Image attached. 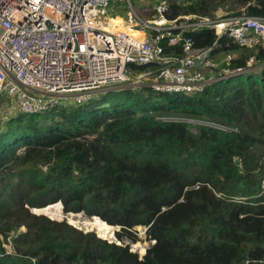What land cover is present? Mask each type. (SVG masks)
<instances>
[{
	"label": "trees",
	"instance_id": "16d2710c",
	"mask_svg": "<svg viewBox=\"0 0 264 264\" xmlns=\"http://www.w3.org/2000/svg\"><path fill=\"white\" fill-rule=\"evenodd\" d=\"M225 4L264 19V0H169L165 14L213 19ZM188 35L194 48L215 39ZM217 43L234 75L200 93L111 87L0 129V264H264V44ZM56 203L118 226L120 243L32 212ZM139 226L152 241L141 257Z\"/></svg>",
	"mask_w": 264,
	"mask_h": 264
},
{
	"label": "built area",
	"instance_id": "2783aa9c",
	"mask_svg": "<svg viewBox=\"0 0 264 264\" xmlns=\"http://www.w3.org/2000/svg\"><path fill=\"white\" fill-rule=\"evenodd\" d=\"M168 1L156 0L153 15L143 19L131 0H0V97L12 103L13 115H40L111 87L200 93L234 75L230 55L225 71H212V54L223 35L242 48L264 44V19L188 14L170 20ZM202 29L215 39L194 48L188 33ZM164 39L182 55L167 52ZM129 65L145 69L132 74Z\"/></svg>",
	"mask_w": 264,
	"mask_h": 264
},
{
	"label": "rangeland",
	"instance_id": "374dc122",
	"mask_svg": "<svg viewBox=\"0 0 264 264\" xmlns=\"http://www.w3.org/2000/svg\"><path fill=\"white\" fill-rule=\"evenodd\" d=\"M155 4H156V0H131V5H132L134 11L143 19L150 18L153 15L152 9H153ZM226 9H228V5L227 4H225L223 6V8H218L214 12V18H217L218 16L222 17L224 15H228L229 11L226 10ZM227 55H230V57H232V58L234 57V53H220V52H218V53L213 55L212 60H213V63H214V67H213L212 71L216 75H217V73H220V72L226 70L227 64H228L227 60H226ZM252 63L253 62H251V64ZM83 103H85V102H81V103H77V104H73V105H79V104H83ZM5 104H8V102H5V101L0 102V129L1 128L3 129L6 126V123L9 120H11V118L14 119V117L17 114H19V113H17V114L13 115V113L16 112L14 107L9 109V110L14 109V111L12 113H6V111H4L2 109ZM70 104H71V102L69 100H65L62 105H68L69 106ZM33 212L35 214H42V215L48 217L49 219H52V220H55V221L64 220L67 224L75 227L76 229H79L82 232H93V233H95V235L98 238L105 239L108 242H115L117 244L120 243L115 238V235H114V233L119 230L118 226H110V225L106 226L103 222H101V219H99L98 217H85L81 213L70 214V216H67V218L69 217L71 221L70 220H65V219H63L62 208H61V205L59 203L49 205L48 207L46 206L44 208L35 209ZM73 217L79 218L80 220L81 219L82 220L87 219L90 222H93L94 219H97V220H99L101 222V224H103L105 226L106 232H105L104 235H99V233L96 230L90 229L88 227H84V226L80 225V223H77L74 219H72ZM93 223H95L97 225L99 224L97 222H93ZM22 230H24V229H22ZM135 231H136V234H137V237H138L139 240L136 243H130V250L132 252H136L138 254V256L141 257L145 253L146 249L151 246L152 241L148 240L145 237L144 228H142L141 226L137 227L135 229ZM4 247L9 253L12 252V245H11V242L9 240H7V242H4Z\"/></svg>",
	"mask_w": 264,
	"mask_h": 264
},
{
	"label": "bare ground",
	"instance_id": "6f19581e",
	"mask_svg": "<svg viewBox=\"0 0 264 264\" xmlns=\"http://www.w3.org/2000/svg\"><path fill=\"white\" fill-rule=\"evenodd\" d=\"M81 218V217H80ZM68 220H70V218L68 217L67 218ZM72 219H74L77 223H80V225H82V226H84V227H88V228H90V229H94V230H96L98 233H99V235H104L105 234V232H106V228H105V226L103 225V224H101V222L99 221V220H97V219H94V221L93 222H97V223H99L98 225L97 224H95V223H93V222H90L89 220H87V219H84V220H80L79 218H76V217H73ZM71 221V220H70ZM78 226V225H77ZM81 227V226H80ZM87 228V229H88Z\"/></svg>",
	"mask_w": 264,
	"mask_h": 264
},
{
	"label": "crops",
	"instance_id": "0c3cea01",
	"mask_svg": "<svg viewBox=\"0 0 264 264\" xmlns=\"http://www.w3.org/2000/svg\"><path fill=\"white\" fill-rule=\"evenodd\" d=\"M138 88H136V89H134V90H137ZM131 90V89H130ZM133 90V91H134ZM2 101H5V102H8V104H5L4 105V107L2 108L4 111H6V113H12L14 110L12 109V110H9L10 108H13V105H12V103L9 101V100H7L6 98H4V97H0V102H2ZM13 116V115H12Z\"/></svg>",
	"mask_w": 264,
	"mask_h": 264
},
{
	"label": "water",
	"instance_id": "95a60500",
	"mask_svg": "<svg viewBox=\"0 0 264 264\" xmlns=\"http://www.w3.org/2000/svg\"><path fill=\"white\" fill-rule=\"evenodd\" d=\"M34 210H35V209H33L32 212H33ZM33 213H34V212H33ZM70 214H71V213H64V212H62L63 219L68 220V219H67V216H70ZM72 216H73V215H72ZM85 217H86V216H85ZM82 218H83V217H82Z\"/></svg>",
	"mask_w": 264,
	"mask_h": 264
}]
</instances>
